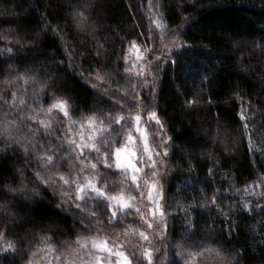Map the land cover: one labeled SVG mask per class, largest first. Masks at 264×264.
Segmentation results:
<instances>
[{"label": "snow or ice", "instance_id": "1", "mask_svg": "<svg viewBox=\"0 0 264 264\" xmlns=\"http://www.w3.org/2000/svg\"><path fill=\"white\" fill-rule=\"evenodd\" d=\"M179 6L176 0L157 5L165 10H175ZM46 9L48 15L57 19L53 25L47 16L41 15L42 32L46 36L50 33L57 43V50L46 56L47 64L41 61L40 68H17L14 49L25 47L22 39L9 41L11 47L0 49V77H3L0 79V161L10 156H21L25 161L23 167L12 166L11 179L0 171V240L4 242L0 245V264L5 261L11 264L12 260L28 254L32 241L37 239L33 230L35 227L55 235L58 225H37L34 219L25 218L24 215L26 203L30 205L37 198L44 199L40 193L47 189H51L54 196L59 194L61 203L56 207L61 212L72 213L73 227L79 224L82 231L96 233L119 228L111 235L126 237L128 251L123 250L122 244H114L110 248L108 241L104 240L99 245V253L107 255L101 256L89 249L84 242L86 238L78 234L76 240H66L62 244L61 255L69 257L68 264H113V259L114 264H144L145 260L147 264H179L175 257L184 260L186 256L200 257V264H245L249 250L255 252L258 245L264 246V190L255 191V187L246 182L241 190L235 187V180L231 177L213 188L219 162H214V167L208 169L203 180L205 187L198 190L191 202L184 203L178 198L181 192L179 188L170 197L161 183V178H167V173L162 172L161 168L174 155L170 152L174 141L171 137L165 138L163 122L156 111H149L152 105L146 101L152 100L154 104L160 74L166 72L168 64L178 65L179 49L184 45L174 46L176 50L171 55L176 56V60H172L166 45L161 54L156 55L159 48L154 41L151 47L144 48L147 55L138 56L135 62L128 55H119L124 52L121 47L113 72L104 67L113 63L107 59L113 53L97 42L94 50L89 48L76 53L88 64V67L83 64L78 67L76 54L69 50L66 34H62L63 27L70 24L77 35H94L96 24L91 19L94 4H89L88 0L83 3L81 0H68L67 4L48 0ZM62 13L63 24L59 19ZM184 23L190 29L191 17ZM156 27L162 25L156 24ZM150 31L154 36V29L150 27ZM260 31L261 41L264 42V29ZM9 35L19 36V33L10 30ZM32 42L27 41L29 44ZM129 43L133 48L137 47L135 40ZM83 44L84 41H81ZM255 47L264 52V43ZM60 52L65 54V58L56 60ZM121 59L123 64L119 63ZM69 68L74 78L91 91L93 107L88 111L92 115L86 119L102 126L97 128L99 137L87 142H84L85 136L81 135L82 142L78 143L73 138L74 129L65 124L66 118L80 112L72 89L63 83ZM242 70L248 71L247 68ZM116 77H124L125 83L121 85ZM209 78L206 75L201 79ZM211 78L214 79V76ZM91 79L97 83L90 84ZM103 85L108 87L102 92ZM145 92L147 96L143 95ZM24 96H28V100ZM236 98H239L238 93ZM187 104L195 108V101L189 100ZM117 109L120 115L114 116ZM249 109L252 110L251 118L247 116ZM256 114L264 116V112L251 104L248 108H241L237 121L243 123L241 139L249 135L248 123L254 120ZM81 119H85L82 114ZM153 122L159 128L155 134L159 136V141L152 149L146 140L141 147L139 142L143 137L133 134ZM72 123L76 121L72 120ZM252 135H255L254 130ZM133 142L138 151L122 158V152L127 151V146ZM114 145L119 146L114 148ZM248 150L264 155L250 138ZM33 163L35 168L29 171L28 166ZM261 166L264 167V164ZM58 181L62 183L58 184ZM253 185L264 189V179L260 180L259 185L253 181ZM209 190L212 191L210 197L206 194ZM141 202L142 208L138 206ZM197 208L205 211L197 213L198 218H194L193 213ZM199 218H206L203 227ZM175 219L180 220L181 229L177 240L169 245L166 243L171 234L169 223ZM247 220L253 223L244 225L242 231L247 235L243 241H237L240 245L237 247L233 242L234 233ZM24 224H32L33 228L24 229L25 234L21 235L15 229L22 228ZM10 232L15 237L13 240L7 239ZM52 239L48 236L38 238L49 249H52ZM193 243L198 249L195 253L189 250ZM156 244L163 247L158 248ZM32 255L35 256V253ZM27 264H33V261L28 260ZM184 264H188L187 260H184Z\"/></svg>", "mask_w": 264, "mask_h": 264}, {"label": "trees", "instance_id": "2", "mask_svg": "<svg viewBox=\"0 0 264 264\" xmlns=\"http://www.w3.org/2000/svg\"><path fill=\"white\" fill-rule=\"evenodd\" d=\"M57 2L67 4L68 0ZM176 2L180 5L177 9L165 10L157 5H164L167 0H88L89 4L95 6L91 17L96 24L94 35H77L70 24L63 27L62 34H66L68 48L74 54L89 48L94 50L97 42L103 44L108 52L113 53L107 57L113 63L105 64L104 67L113 72L121 47L124 52L119 55L130 56L133 48L130 41L135 40L138 47H151L155 41L159 48L156 55L161 54L165 45L183 44L184 48L179 49L181 55L178 65L168 64L166 72L160 74L161 79L155 88L154 104L152 100L146 101L152 105L149 111H156L163 122V134L174 141L170 149L174 155L167 159L165 171L167 178H163L165 189L171 197L179 188L181 192L178 193V198L184 203L191 202L198 190L205 187L203 180L208 174V169L214 167V162H219L213 178V188L219 187L222 181L231 177L235 180V187L241 190L245 188V182L255 187V191L264 190L253 185V181L259 185L260 180L264 179V167L261 166L264 164V155L248 150L250 138L258 151L264 152V116L255 115L254 120L248 123L249 135L243 139H241L243 123H237L241 108H248L249 104L264 112V52L255 47L264 43L261 41L260 31L264 29V0H176ZM47 3L48 0H0V49L11 47L12 43L9 41L22 39L25 47L14 49L17 61L15 66L21 70L25 66L40 68V62L45 61L47 64L46 56L57 50V43L51 38V34L46 36L41 30L43 23L41 15L47 16L53 25L57 22L56 18L47 14ZM188 17H191L190 29L184 23ZM59 19L63 24V13ZM156 24H161L162 27L157 28ZM150 27L154 29V36ZM10 30L18 32L19 36L9 35ZM37 33L40 35L37 36ZM5 37L7 39H4ZM28 40L33 42L29 44ZM81 41H84L83 46ZM167 49L171 59L176 60V56L171 55L176 49L174 47ZM64 58L63 52L55 57L56 60ZM75 59L78 67L81 64L88 67L80 55L76 54ZM119 63L123 64V60L121 59ZM245 68L248 69L247 72L242 70ZM50 70L55 71L51 67ZM206 75L210 78L202 81L201 78ZM116 79L121 85L125 83L124 77ZM63 83L72 89L74 100L80 105V112L71 119L66 118L65 124L72 128L83 125L88 120L86 118L92 115L88 111L93 107L91 91L87 85L74 78L71 68L68 69ZM89 83L97 82L91 79ZM107 87L108 85L101 86V91ZM237 93L239 98H236ZM143 95L147 96L148 93L145 92ZM23 98L28 100V96ZM189 100L195 101V108L188 106ZM47 106L45 103V107ZM81 114L85 119H81ZM119 114L118 109L113 113L114 116ZM247 116L252 117L251 109ZM72 120L76 123L73 124ZM252 130L255 131V135H252ZM24 164L21 156H10L0 161V171L11 179L12 166L20 168ZM28 167L30 171L35 168V164ZM60 183L62 182L58 181V184ZM224 186L227 187V184ZM206 194L210 197L212 191L209 190ZM40 195L44 199L37 198L36 202L30 205L26 203L25 218L34 219L37 225L46 227L52 223L58 225V228L55 229L53 236V232H44L40 227H35L33 230L37 239L32 241V247L27 250L28 254L12 260L11 264H27L28 260H32L33 264H65L68 256L61 255L63 242L76 240L78 234L90 237L96 233L82 231L79 224L73 227L72 213L61 212L56 207L61 203L59 194L54 196L52 190L47 189L41 191ZM201 211L205 210L197 208L193 213L194 218H198L196 214ZM256 211L259 212V209ZM199 219L203 227L206 218ZM251 223L252 220L244 221L240 229L235 231L233 242L237 247L240 246L237 241H243L247 235L242 231L244 225ZM29 228H33V225L24 224L15 231L23 235L24 229ZM169 228L171 234L167 244L171 245L179 236L180 220L170 221ZM43 236L53 237L52 249L39 242L38 238ZM14 238L11 232L7 236L8 240ZM29 239L32 237L29 236ZM3 243L0 240V245ZM262 249L264 246L258 245L255 252L249 250L245 264H264ZM189 250L195 253L198 249L193 243ZM32 253H35V256ZM175 259L179 260V264H184V260H187L188 264H200L201 261V258L196 256H186L184 260H180L179 257ZM4 264L8 262L5 261Z\"/></svg>", "mask_w": 264, "mask_h": 264}, {"label": "rangeland", "instance_id": "3", "mask_svg": "<svg viewBox=\"0 0 264 264\" xmlns=\"http://www.w3.org/2000/svg\"><path fill=\"white\" fill-rule=\"evenodd\" d=\"M168 48H172L174 47V44H171V45H168L167 46ZM144 48L145 47H135V48H132L131 50V58H132V61L135 62L136 58L138 56H141V55H147L146 53H144ZM151 58V57H149ZM120 115V114H119ZM119 115H115V116H119ZM68 119H71L68 118ZM98 127H102L96 123H94L93 121H90V120H87L86 123H84L83 125H76L75 127L73 126V129H74V135H73V138L77 140L78 143L82 142L80 140V136L83 135L85 136L86 140L84 142H87L88 139H91V138H98L99 137V132L97 131V128ZM125 128L127 129V125H125ZM157 132H159V128L158 126H155L154 122L152 125H146V126H143L141 128V131L138 132V133H134L133 135L134 136H142L143 138L140 140L139 144L140 146L142 147L144 145V142L145 140L147 141L148 143V147L150 149L154 148L155 147V144L159 141V136L158 135H155ZM155 136V140L153 139ZM165 138H167L165 136ZM119 145H114V148L115 147H118ZM138 151V148H137V145L135 142L129 144L127 146V151H124L122 152V158H125L127 157V155L130 153V152H137ZM157 159H159L157 157ZM166 167H167V163L164 164L161 168V171L162 172H165L166 171ZM161 183H163V178H161ZM164 184V183H163ZM115 194V193H113ZM125 199H127V195L125 194ZM139 207H143V203H139L138 204ZM113 231H119V228L113 230V229H106L105 232H102V233H95V235H92L90 237H84L86 238V240L84 241L88 248L91 249L93 252H97L99 253V245L101 243H103L104 240H107L108 241V247H113L114 244H122L124 245V248L123 250L124 251H128V248H127V244H126V237H124L123 235L119 236V237H113L111 235V233ZM167 243V242H166ZM95 245V246H94ZM156 247L158 248H162L163 246L161 244H156ZM87 250V249H86ZM101 256H104V255H107V253H99ZM68 259L69 257L66 258V262L65 264H68ZM113 264H114V259H113ZM144 264H147V260H145Z\"/></svg>", "mask_w": 264, "mask_h": 264}]
</instances>
